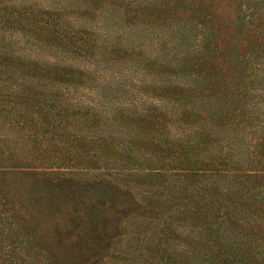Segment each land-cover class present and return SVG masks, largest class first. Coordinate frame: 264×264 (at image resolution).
Returning <instances> with one entry per match:
<instances>
[{
	"label": "trees",
	"instance_id": "trees-1",
	"mask_svg": "<svg viewBox=\"0 0 264 264\" xmlns=\"http://www.w3.org/2000/svg\"><path fill=\"white\" fill-rule=\"evenodd\" d=\"M82 1L83 4L75 5L74 13H71L86 15L87 20L83 23L65 19L64 12L58 10L30 6L23 8V13L37 24L43 22L45 35L57 40L61 47L65 46L74 55H112L121 57L124 63L129 59L139 65L137 68L140 67L145 75H150L151 70L178 73L174 80L153 78L149 83L151 77L145 76L144 80L138 79L143 82L142 85L134 84L136 79L132 82L136 87L149 89V94H156L157 91L164 95L168 93L176 103L169 110L166 109L167 104L160 107L149 104L144 110H136L135 115L134 112L129 115L124 109L126 101L113 104L111 116L115 120L126 116L123 120L136 123V131H140L137 134L131 132L125 138L118 137V142H126L129 149L136 144L138 147L140 144L150 146L159 157L149 169L157 173L169 168L183 177L194 178L201 186L195 190L202 192L191 194L189 200L193 203L197 198L194 202L202 205L208 197L214 199V214L216 212L219 218L226 215L231 226L239 220L232 216L233 212L240 209L244 201L248 202L246 198H253L257 190L264 189V0ZM103 19H106L104 24ZM135 19L141 24L139 28L137 24L128 23ZM94 21L97 23L94 24ZM157 23L169 31L146 35L144 26L149 25L150 29ZM119 27H123L124 31L118 32L115 41L114 38L108 40L102 37L103 29L115 32ZM125 32L131 35L126 43L122 41V33ZM85 65L61 67L49 62L36 63L0 51V87H20L19 90L14 87L0 88V127H9L7 132L12 134L0 132V146L14 136V141L25 145L21 151L30 152L32 157L0 164V217H4L0 230L9 231L6 223L9 218L11 224L23 225L29 219L34 225L37 216L34 210L52 213V209L54 215L49 218L53 224L56 222L55 233L60 234L58 243L64 244L62 252L55 250L49 241L35 240L31 235L27 236L25 243L41 250L49 248L55 263L61 261L59 252L68 256L70 248L65 246L78 248L71 258L74 264H95L110 247L112 241L105 235L103 237L101 232L100 213L104 205L102 208L99 206L102 211L97 206L85 212L89 213L92 224L88 227L89 231L79 229L68 238L71 241L69 245L61 238L62 234L73 233L72 223L77 224V219L82 216L78 206L80 198L91 189L99 187L109 194L117 191L128 206L134 203L131 200L133 195L113 181L88 177L87 167L93 164V158L102 156L108 147V139L112 138L108 135L110 126L102 132L79 129L66 133L70 129L68 117L73 108L78 110L74 109L72 114L84 116L87 124L109 116L110 108H100L98 102L94 104L93 96L86 99L85 96L90 94L79 98L75 95L72 108L71 104L64 105V101L59 99L64 97L60 91L52 92L49 98L50 92L42 91L43 87L55 86L54 78L62 83L76 79L80 86H84L85 82L92 85L105 82L109 87L104 91H109L113 89L110 88L112 82L118 83L127 73L123 71L108 76L103 70L111 65L104 62L98 76ZM3 72L7 74L1 76ZM31 74L40 82L13 84V81L17 83L18 75L28 76L31 80ZM106 105L102 104L103 107ZM94 127H98V123L90 129L93 131ZM198 147L201 149L198 150ZM205 147L208 150H204ZM8 149L7 157L0 158L2 161L15 159L9 145ZM41 151H44L43 155H39ZM230 171L232 183H215V176L226 177ZM105 174L113 175L110 171ZM205 178H209L216 188L205 184ZM62 198L68 201V205L60 209ZM46 199L54 209L45 205ZM59 215L67 221L58 219ZM226 223L222 224L224 228L228 227ZM119 224L113 229L117 234ZM147 228L143 230V238H138L135 245L149 241L156 243L155 254L165 256L164 264H250L245 262V255L236 256L238 260L229 259L227 252L222 251L221 254L217 246L216 252L202 255L200 262L194 253L185 256L183 251H169L170 247L169 252L166 247L160 251L161 245L181 240L180 230L172 227L171 223H165L158 231L159 238L154 239V232H148ZM230 231V240H226L228 242L223 243L221 248L238 246L241 247L239 250H251L250 241L237 240V235L232 240L233 231ZM206 235L214 234L211 231ZM206 243L209 246L212 244L211 241ZM19 253V247L0 245V264H24ZM123 259L126 260V257Z\"/></svg>",
	"mask_w": 264,
	"mask_h": 264
},
{
	"label": "rangeland",
	"instance_id": "rangeland-1",
	"mask_svg": "<svg viewBox=\"0 0 264 264\" xmlns=\"http://www.w3.org/2000/svg\"><path fill=\"white\" fill-rule=\"evenodd\" d=\"M81 3L83 4L82 0H0L1 52L14 56L17 55L36 63H54L61 67H77L86 64L85 66H87L90 71L95 72L98 76L101 73V64L104 62H108L111 65L107 70H103V73L108 76L111 74L117 75L123 71H127L126 75H123V79L118 83L115 84L112 82L110 88L113 89L109 91H104V88L109 87L105 82L101 83L102 86L97 85L96 82L93 85L89 82H85L84 86H80L76 79L62 83L63 81L55 78L52 79L55 85L53 88L50 86L42 88V91L50 92L47 98H49L50 95H53L52 92L60 91L64 97L63 99H59L64 101V105L71 104L70 106L72 108L73 97L76 95V98H79L83 94H90L85 96L86 99H88L89 96L90 98L91 96L95 97L94 104H96V102L100 103L98 104L100 108H110L109 116L106 118L105 116H102L100 121L93 123H98V127H94L93 131L90 129L93 124H87L84 116L78 115V113L72 114L74 113V109L78 110V108H73L68 117V122L71 124L69 125L70 129L67 130L66 133L77 132L79 129L84 130L85 132L90 130L91 133L95 132V130L97 132H102L110 126L111 129H108V135L112 138H110V140L108 139V147L104 149L102 156L93 158V164L87 167L86 170L88 172V177L90 179L102 178L104 180H111L122 187V189L124 188V190H128L134 198H131L134 203L128 206V203L117 191H112V193L109 194L105 189L99 187L91 189L85 196L80 198L78 206L81 207L82 216L79 218L80 220L77 219V224L72 223L73 233L71 235L68 233L62 234L61 238L66 242V245H69V242L71 241H68V238L73 234L75 235L79 229H86L89 231L88 227L92 224L89 222V213L85 212L90 207L95 208L101 206L102 208V205H104L103 212L100 213L102 215L100 221L102 227L101 232L103 233V237L105 235L112 242L110 243L107 253L104 254L95 264H164L163 258L165 256L162 257L160 254L156 256L155 254L154 250L157 247L156 243L149 241V243L145 242L143 245L135 244L138 242V238H143L142 236L145 234L143 230L145 227L147 228V226L148 232H154L155 235L153 238H159L158 231L163 228L165 223H171L172 227L180 230L182 238L180 241L172 242L170 245H161L160 251L165 247L168 251V247H170L169 251L173 249L183 251L185 256L194 253L200 262V257L202 255L216 252L217 246V250L221 252V254L222 251L227 252L229 259L233 258L238 260L236 256L245 255L244 258L246 263L264 264V189L257 190L254 196H252L253 198H246L248 199V202L244 201L241 204V208H237L232 214V216L234 215V217L239 220L229 226L230 221L226 220V215L219 218L216 212L214 214L216 205L214 199L208 197V200H205L202 205L194 202L195 200L197 202V198L193 203L189 200L191 194L198 195L202 192L201 190H195L197 188L199 189L201 186L196 184L194 178L189 176L183 177L178 171L169 168L160 170L162 173H157L155 170L149 169V167H153V161L157 159V156L159 157L150 146L140 144L138 147L136 144V147L129 149L126 146V142H118V137L125 138L128 137L131 132L132 134H137L140 131H136V123L123 120V117L126 116L115 120V118L111 116V107H113V104H117L116 102L121 100L126 101L127 105L124 106V109L130 113L129 115L133 114V112L135 115L136 110H144L149 104L159 107L167 104L166 109L169 110L171 106L176 103L170 98L168 93L164 95L157 91L156 94H149L147 93L150 91L149 89L136 87L132 82L136 79L134 84L142 85L141 83L143 82H139L138 79L144 80L145 76L151 77L149 83H151L153 78L174 80L178 73L165 70H161V72L157 73L156 71L151 70L150 75H145L144 71L139 69L140 67L137 68L139 65L131 63L129 59L124 63L125 61L122 60L121 57H115L112 55L107 57L100 55H88L89 57L74 55L71 51L65 48V46L61 47L59 42H56L57 40L45 35L43 22L37 24L36 21L23 13V8L28 9L30 6H33L35 9H52L61 11L62 13L64 12L63 16H65L64 18L67 20L70 19L75 23H83L87 20L86 15H73L71 13L75 9V5ZM98 12L99 10L97 11V15L99 14ZM104 21H106V19H103V24ZM131 22L133 25L137 24V28L141 26L137 19L134 21L130 20L128 23L130 24ZM96 23L97 21H94V24ZM143 29H145L146 35H148L149 32L169 31L160 23L152 25L150 29L149 25L144 26ZM120 30L124 31V28L119 27L115 32H111L110 30L104 31L103 29L102 37L108 40L109 38H114L113 41H115ZM139 31H141V29H139ZM127 38H131L130 33H122V41L126 43ZM140 66L142 65L140 64ZM130 73H132L134 79L132 76L128 77ZM6 74V72H3L1 76ZM27 75L29 76V73H27ZM28 76L24 77L23 75H18L17 77H19V79H17V83L13 81V84L16 85L24 82H34L37 84V82H40L39 79L32 76V74V81ZM148 80L149 79H147V84ZM101 81L103 80L101 79ZM8 87L16 88V86L10 85ZM8 87L2 86L0 88L6 89ZM17 88L19 90L20 87ZM80 90L83 91L81 92ZM103 91L106 94L105 97ZM97 92H99L98 95ZM25 95H27V93ZM102 104L108 105L103 107ZM103 115H107L106 112H103ZM1 122L5 125L3 121ZM74 123L78 124L74 125ZM8 130L9 127H0V132L6 131L8 135H12L7 132ZM14 140L16 139L13 136L9 141H6L5 145L2 144L0 146V158L7 157L9 145L10 151L14 154L13 157H15V159L9 160L7 158L6 161L0 159V164L14 162L21 157L32 158L29 155L30 152L24 153L21 151L25 145L23 146L20 142ZM192 149H195V147ZM200 149L201 148L198 147V150ZM203 149L208 150L206 147ZM44 150H48V148H44ZM43 153L44 151H41L39 155H43ZM106 171H110L113 175L105 174ZM230 175L231 171L226 177L215 176V183L218 185L232 183L233 178ZM204 182L205 184H208V186L212 185L213 189L216 188L214 183H210L211 180L209 178H205ZM28 200H30V198H28ZM44 203L50 207V209H54L53 206L49 205L48 199H46ZM66 205H68V201L62 198L60 201V209L65 208ZM192 206L195 207L192 209ZM29 207L31 208V206ZM31 209L34 210L33 208ZM146 209H148V212ZM125 210L130 212L126 213ZM34 211L37 212L36 219H34V225L29 222V219L23 222V225L14 222L11 224L9 218L6 222L9 231L0 230V245H12L16 248L19 247V255H22L20 260L23 261L24 264H74L71 258L73 257L74 252L78 251V248L65 246L66 248H70L68 256H63V254L59 252L58 257L61 261L55 263V259L51 258L49 248L41 250L38 249V247H32L29 243H25L27 236L31 235L34 236L35 240L49 241L51 246L57 251L63 250V247L61 246L64 244L62 245V243H58L60 234L55 233L56 222L53 224L49 218L51 215H54L53 210L51 209L52 213H47L46 211L39 209ZM40 215L43 216L40 217ZM3 218V216L0 217V222H4ZM59 218L62 217L59 215L58 219ZM62 220L64 222L67 221L63 218ZM119 222H121V225ZM225 222H227L226 225H228V227L225 226L226 228L222 225L225 224ZM118 224L120 227L117 234L113 229ZM230 230L233 231L232 240H234L237 235V240L250 241V244H252L250 246L251 250L248 251V248H242L239 250L241 247L238 246H233L231 249L221 248L223 243L228 242L226 240H230ZM211 231L214 235L207 236L206 234H210ZM156 233L158 234L156 235ZM14 235H16L17 238L14 237ZM24 237L25 240H23ZM207 241H211L212 244L209 246L206 243ZM104 245L105 241L103 242V246ZM255 246L257 249H253ZM136 247L137 249H133ZM100 250H102V248H100ZM128 252L131 253L128 254ZM123 257H126V260H124ZM260 261L262 263H257ZM238 262H240V259ZM78 264L82 263L80 262Z\"/></svg>",
	"mask_w": 264,
	"mask_h": 264
}]
</instances>
